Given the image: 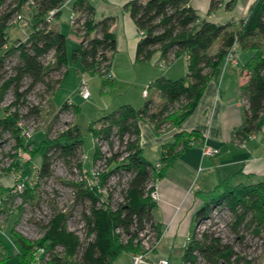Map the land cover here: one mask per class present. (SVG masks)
<instances>
[{
    "label": "trees",
    "instance_id": "obj_1",
    "mask_svg": "<svg viewBox=\"0 0 264 264\" xmlns=\"http://www.w3.org/2000/svg\"><path fill=\"white\" fill-rule=\"evenodd\" d=\"M27 1L0 0V103L8 91L13 92L10 103L0 107V132L11 133L17 140V148L22 147L29 157L23 162L16 154L13 166L8 168V172L21 168L23 176H28L29 180L20 194L10 193L11 185L1 188L0 214L16 196H22L25 201H39L38 182L33 184L30 179L52 177L54 157L61 158L71 169L75 167L91 178V168L83 167V141L77 124L54 137L49 131L44 132L40 141L27 139L22 134L19 121L33 115L39 117L42 113L39 104L28 105V95L38 84L46 87L45 97L53 93L62 83L68 62L67 35L47 20L52 9H57L55 17L60 16L68 0H34L32 17L28 19L30 33L25 39L9 41L10 22L23 12ZM222 2L211 0L210 11L218 9ZM234 5L235 0H229L225 7L231 10ZM125 8L140 32L135 61L149 60L157 52H160L164 64L186 56L188 71L180 78L162 76L151 82L150 87L157 90L159 100L149 97L139 108L122 104L90 124L89 129L98 144L103 140L110 143L112 155L107 157V166L96 183H89L84 174L82 179L80 176L62 180L72 187L70 210L53 204L52 214L41 224V238L30 240L11 228L17 254L27 263L33 262L35 246L44 245L51 252L46 264H113L121 253L142 249L140 234L148 224L159 237V226L153 215L156 200L150 195L149 185L166 174L184 147L191 145V141L202 144L205 137L199 130L178 131L173 141L163 145L159 160L162 166L157 168L156 163L143 154L139 142L140 121H149L156 131L181 125L197 107L206 85L219 78L225 57L236 44L249 56L242 67L247 71V80L240 87L241 97L247 100L246 117L235 131L234 138L243 142L264 127V0H254L245 17L226 23L202 17L191 0H127ZM73 11L76 17L72 27L80 40L72 51V58L81 63V74L98 73L106 78L117 49V35L112 29L116 17L97 19L91 0H74ZM219 39L218 49L211 53L210 48ZM49 55L53 61L49 60ZM14 56L16 62L11 70L6 69L7 61ZM55 72L63 73L62 77L53 78ZM103 83L111 82L104 80ZM25 106L27 110L23 113L22 107ZM68 106L66 102L62 105L64 108ZM114 136L120 141L116 150L111 140ZM124 136L128 138L126 143ZM98 144H95V162L104 157ZM38 156L42 161L37 170L32 162ZM122 170L127 171L129 177L121 190L122 200L114 202L109 181L114 173L119 174ZM208 193L209 198L196 211V220L209 216L213 208L226 209L231 214L229 224L234 239L225 241L209 229L184 248L182 260L191 257L192 250L196 249L204 257L205 264H257L248 259L234 242L242 243L245 232L264 238V180L236 184L223 180ZM74 207L80 208L85 221L84 238L68 226ZM17 211L21 215L23 205ZM0 243L5 247L2 234ZM59 246L63 250L56 252ZM5 257L4 253L0 264Z\"/></svg>",
    "mask_w": 264,
    "mask_h": 264
},
{
    "label": "crops",
    "instance_id": "obj_2",
    "mask_svg": "<svg viewBox=\"0 0 264 264\" xmlns=\"http://www.w3.org/2000/svg\"><path fill=\"white\" fill-rule=\"evenodd\" d=\"M126 1L91 0L97 19L105 16L116 17L112 29L117 35V49L110 67L114 74L113 83L128 82L126 76L130 70L135 74H142L143 78L136 79L139 84H145L143 90L159 77L175 79L185 76L188 71L186 56L179 57L171 64H162L160 52H157L149 60L138 61L148 64H141L142 66L137 68L135 55L140 32L125 8ZM227 1L229 0H223L220 7L214 11H210L211 0H191V3L202 17L218 23H226L245 17L254 0H235L231 10L225 7ZM73 2L74 0H69L62 7V10L65 6L69 7L71 16L74 13ZM56 19L57 17L52 20V24L61 30L55 23ZM237 47L236 44L235 48ZM237 50L238 64L229 66L224 60L219 78L211 80L206 85L197 107L181 125L156 131L149 121H140L139 142L144 156L154 163L160 160L163 145L173 141L180 130H199L205 137L202 142L219 150L215 156H206L200 144L186 146L174 164L167 169L166 174L157 181L159 197L153 215L160 234L157 247L146 256L148 262L160 257L169 258L172 262L176 245L183 247L179 262L182 261L185 236L194 230L197 223L196 211L209 198L208 192L221 181L228 180L236 184L264 180V140H260L257 133L243 144L234 138L235 131L245 122L246 117L245 107L240 105L239 100L241 84L247 80V71L242 70V67L249 56L245 51L239 48ZM152 60L154 63H150ZM132 66L133 69L130 68ZM80 70L81 66L78 73ZM150 88L147 96L142 90V100L126 99L116 107L131 104L139 108L149 97L159 100L157 90L152 86L151 95ZM138 102L139 105H136ZM243 108L244 115L241 111ZM11 184L10 176L0 177V191L3 186ZM125 253L132 256V253L123 252L113 264L120 263L118 261Z\"/></svg>",
    "mask_w": 264,
    "mask_h": 264
},
{
    "label": "rangeland",
    "instance_id": "obj_3",
    "mask_svg": "<svg viewBox=\"0 0 264 264\" xmlns=\"http://www.w3.org/2000/svg\"><path fill=\"white\" fill-rule=\"evenodd\" d=\"M22 13L26 18V22L23 24L15 23V17L11 20L10 27L8 28L9 41L15 40L16 38L25 39L31 31V26L28 24V19L32 17L31 10L23 9ZM55 23L59 25L61 31L67 35L68 62L65 76L61 85L56 88L53 93L50 92L48 97H45L47 94L44 95L46 90L44 84H38L31 91L28 95V105L39 104L42 108V113L39 117L33 115L24 118L22 119V122L24 127L31 130L32 135L30 138L37 141L43 139L44 132L49 131L50 136L54 137L58 132L77 124L80 128L83 141V167L90 169L95 162V160H93L95 144H98V141L93 137L92 132L89 129L90 124L113 110L114 107L121 103V101H125L126 99H133V101H136L137 99L142 100V90L145 84H139L136 79L137 77H139V80L140 78H143L142 74H135L134 71L131 70L126 76L129 81L120 83H113L98 73L93 75L86 73L85 75L91 91V96L89 98H83L78 92V86L82 78V74L78 73L81 63L72 58V51L78 45L80 37L73 30L69 7H64ZM219 44L220 39L213 44L209 51L211 53L215 52L218 49ZM237 48H235V51L233 52L235 58L233 61L234 63L230 64L231 61H229L227 62V65L238 64ZM16 60L17 57H11L7 61L5 68L11 70V67ZM150 63H154V60L150 61ZM141 64L148 63L137 62V68H140L138 66H142ZM130 68L133 69V66ZM127 70L126 66V71ZM62 74L63 73L59 74L58 72H55L52 77L59 79V77H62ZM104 80L111 83L104 85ZM152 92L153 88L151 87V95ZM68 98H71L72 105L67 108H60ZM12 99L13 92L10 90L5 94L2 103H0V107H5ZM136 105H139V102ZM26 110V106L22 107L23 113H25ZM241 111L244 115V108L241 109ZM257 134L260 140H264V127L257 132ZM16 144L17 140L11 133L0 132V177L2 178L9 176L7 175V172L13 166L12 164L15 162L16 154L17 157H22L24 162L29 158L28 154L22 149V147L17 148ZM109 144L108 141L103 140L98 145H101V150L106 151L108 150ZM41 161L42 158L40 156L33 159L32 164L36 166L35 168L37 170ZM52 168L54 170L52 177L41 180H38L37 177L30 179L33 184L38 182L37 191H39L41 195L39 201L38 199L25 201V199L19 195L11 202H8L6 208H4V211L0 214V228L4 231L2 236L4 239L6 255L2 264H34L27 263L21 260L18 256L17 248L12 241V227L26 238L30 240H38L43 235L41 224L46 222L52 214L53 204L57 205L60 209L70 210L73 201L72 187L64 183L62 180L77 179L82 176L84 172H80L79 169L75 167L71 169L66 162L61 158L56 157L52 159ZM128 177L129 173L125 170H122L119 174L114 173L111 176L109 181L111 189L109 190H112L114 202L122 200L121 190ZM21 205H23V211L20 215L17 210ZM210 216L211 218L202 221L203 226L222 236L223 240L233 241L234 234L229 224L231 220V214L229 211L222 209L221 207L213 208L210 212ZM84 223L85 221L81 217L80 208L74 207V210L68 218V226L70 229L76 230L81 238L85 237ZM154 236L155 233L152 234L151 240H153ZM234 243L237 244L236 247L239 250L244 252V254H247L248 259H251L252 262L264 264V238L262 236L254 235L252 232H245L244 241L242 243ZM153 245L155 244H151L150 241L148 244H144L143 250L147 251V253L152 252L156 248L153 247ZM182 253L183 247L176 245L172 257L173 264L179 263ZM132 259V256L125 253L120 257V261H118L120 263L118 264H133Z\"/></svg>",
    "mask_w": 264,
    "mask_h": 264
},
{
    "label": "built area",
    "instance_id": "obj_4",
    "mask_svg": "<svg viewBox=\"0 0 264 264\" xmlns=\"http://www.w3.org/2000/svg\"><path fill=\"white\" fill-rule=\"evenodd\" d=\"M34 2H35L34 0H28L23 7L25 9L31 10L33 5H34ZM56 13H57V9H52L47 14V20L52 21L55 18ZM75 17H76V13H73V15L71 16V23L72 24L75 20ZM25 22H26V20H25L23 14L21 12L18 13L15 17V23L23 24ZM234 51H235V47H233L229 51V53L227 54L226 59H225L227 62L231 61L230 64L234 63L233 62L235 59L234 53H233ZM50 59L52 61L54 60L52 58V55H49V60ZM162 64H164V63H162ZM105 77L108 80H112L114 78V74L111 71H107ZM149 87H150V84H148L143 90V94L145 96L148 95ZM78 92L80 93V95H82L83 98H89L91 96V91H90V88L87 84V78H86L85 74H82V78H81L80 84L78 86ZM65 102L69 105H72L71 98H68ZM239 103H240V105L246 107L247 106L246 98L242 96L239 100ZM19 125L21 127H23L22 134L27 139H29L32 135L31 130L24 127L22 120L19 121ZM253 135L254 134H252L251 137ZM127 139H128L127 136H124V143L127 142ZM111 140L114 142V150H116L119 147V143H120L118 136H114ZM246 141L247 140H244L240 144H243ZM101 142L102 141H99V144ZM190 144L196 145V143L194 141H191ZM197 144L201 145L202 150H203V154L206 156H215L219 152V150L217 148H213L211 146H208L205 143H202V144L197 143ZM123 147H125V146H123ZM100 148H101V145H100ZM101 152L103 153L104 157L101 159H98L96 162H94L92 168L90 169L91 178H90V176L87 175V173L84 174L85 179L88 180L89 183H91V184H94L97 182L101 172L104 171L106 168L105 166H107V164H106L107 157L112 155L110 145H108V150H106V151L101 150ZM19 158L22 159V157H20V156H19ZM155 163H156L155 165L157 166V168L162 166V162L159 160ZM7 175H9L10 178L12 179V185H11L12 188L10 190V193L20 194L25 189V183L27 180H29V177L23 176L21 168L20 169L13 168L12 170H10V172H7ZM82 178H83V176L81 177V179ZM157 181L158 180H152V182L149 185L150 195L154 200H157L159 197ZM209 218H211L210 214H209V216H207V218H202V219L197 221L193 232H191L185 236V243H184L185 248L188 247V244H190L194 240L195 237H201L205 231L209 230V228H205V226H203V222H202L204 219H209ZM2 233H4V231L1 230V228H0V234H2ZM153 233H155V231H153L151 229L150 224H148L147 227L141 232V234H140V236L142 238L141 244H143V245H142L141 250H139L138 252L132 253L133 264H173L171 262V260L169 258H166V257H160V258H158L154 261H151V262L146 261V256L148 253H147V251L143 250L144 244H148V242L151 241V244L152 243L155 244V245H153V247H157V244L159 242L156 233H155L153 240H151ZM135 241L137 242V239H135ZM62 250H63V248L60 246L56 247V249H55L56 252H60ZM4 253H5L4 245L0 244V259L2 258ZM33 254H34V258H33L32 263H34V264H46L47 261L50 260V258H51V252L44 245L35 246ZM144 261H146V262H144ZM205 263L206 262H205L204 257L199 253L198 250L194 249L191 252V257L183 259L178 264H205Z\"/></svg>",
    "mask_w": 264,
    "mask_h": 264
}]
</instances>
